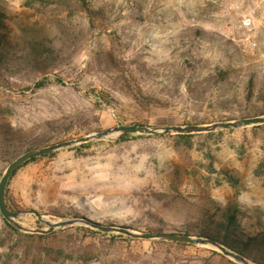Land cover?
I'll return each mask as SVG.
<instances>
[{"label": "rangeland", "instance_id": "1", "mask_svg": "<svg viewBox=\"0 0 264 264\" xmlns=\"http://www.w3.org/2000/svg\"><path fill=\"white\" fill-rule=\"evenodd\" d=\"M150 3L156 9L148 15ZM182 5L192 14L183 16L182 30L174 34L152 29L157 9L166 6L161 1L0 0L10 43L0 67V180L27 151L118 125H211L264 116L263 21L249 33L257 43L251 49L240 41L245 31L233 36L226 28L238 22L233 12L216 15L204 0ZM253 127L222 130L208 142L214 168L231 171L241 181L239 189L216 185L221 178L208 175L204 152L177 151L171 138L135 134L22 165L5 200L12 211L35 210L53 223L87 218L172 233L201 221L202 209L214 214L197 199L207 192L222 207L236 205L244 226L257 232L264 228V174H255L264 158V129ZM175 167L182 170V183L171 182ZM176 190L182 196L174 199ZM16 222L24 233L49 234L39 232L49 227L34 215ZM61 229L28 255L16 248L8 264H239L206 246ZM66 242L73 252L58 256L57 247Z\"/></svg>", "mask_w": 264, "mask_h": 264}, {"label": "trees", "instance_id": "2", "mask_svg": "<svg viewBox=\"0 0 264 264\" xmlns=\"http://www.w3.org/2000/svg\"><path fill=\"white\" fill-rule=\"evenodd\" d=\"M6 15L0 12V67L6 62L8 58V45L10 44L6 33L7 27L5 24ZM40 56V55H39ZM41 57L35 60L36 63L41 62ZM1 72V71H0ZM37 87L42 86V82L37 83ZM251 91L249 92L250 95ZM249 97V96H248ZM255 130L264 129V125L254 126ZM223 132L219 131L218 133H203V134H189V135H138L139 137H157V138H171L174 140V147L177 151H190V150H199L204 152L207 166L206 170L208 175L217 174L220 176L221 181H218L216 185H221L222 183H226L233 189L241 188V181L238 177L233 175L231 171L221 170L217 171L214 168V155L211 152V148L208 146L209 140H211L215 136L222 135ZM131 135L124 136L120 138L121 140H127L131 138ZM199 139V141L197 140ZM89 144H82L79 147L84 148ZM55 155V153L42 156L39 158L50 157ZM39 158L32 159L25 164L36 161ZM15 174V173H14ZM255 174L257 176H262L264 174V158L261 159L258 164L257 169L255 170ZM189 180L196 179L198 180V176L189 175ZM184 177L182 170L175 167L172 170L171 174V182H183ZM209 181V177L206 178ZM174 195V199L181 197V193L176 190ZM167 196V194H163ZM182 199V198H181ZM197 199L203 203L208 204L214 210V214H211L209 209L201 210V221L194 223L192 225H188L185 230L180 232H172V233H180L186 235L197 236L201 238H207L214 241L219 242L229 250L233 251L236 254H239L245 257L248 261L254 264H264V228L260 229L257 232L251 231L250 229L244 226L242 221L243 212L236 205L229 204L226 207H222L217 201L213 199V197L207 193L203 192L201 195L197 197ZM10 208L9 204L7 203ZM79 217V215H75ZM0 220L2 222V229L0 230V248H4L3 253L0 255L1 263L8 264L11 256V252L16 248L19 249L24 255H28L30 251L35 249V247H39L37 245L39 242L49 239L55 232L49 233L46 235L43 234H30L24 233L8 221H6L2 215L0 214ZM72 231H81L84 233H92L96 235L110 237V239L115 240L117 238H123L125 240H132L123 235L104 233L98 230L90 229L87 227H67L61 229L57 232L61 233H69ZM148 231L152 233H166L162 228L154 229L148 227ZM10 241L14 246L6 248V242ZM164 245H172L179 247H187L192 245L182 244V243H173V242H159ZM49 248H46V255H50ZM72 249L69 244L66 242L65 244L58 246L56 250V254L58 256L67 254L70 257L72 253ZM213 255L218 256L222 259L228 260L225 256L217 251H212ZM35 263L37 260L35 259ZM228 263L235 264L232 261L228 260Z\"/></svg>", "mask_w": 264, "mask_h": 264}, {"label": "water", "instance_id": "3", "mask_svg": "<svg viewBox=\"0 0 264 264\" xmlns=\"http://www.w3.org/2000/svg\"><path fill=\"white\" fill-rule=\"evenodd\" d=\"M264 125V116L243 118L232 122H219L211 125H185V126H145L140 124L132 125H118L111 129L99 131L88 136L79 137L67 141H62L45 147L33 149L25 152L16 158L9 164L4 175L0 180V214L10 224L18 228L19 230L26 231L24 227L19 225L16 220L24 217L25 215H34L39 221L46 224L49 229L39 231L41 233H51L54 229L65 228L73 225H85L92 229L104 232V233H116L133 239H140L146 241H159V242H173L182 243L192 246H206L211 247L223 256L239 263V264H254L248 261L245 257L234 253L217 241L194 237L191 235L180 234V233H152V232H138L128 229L123 226H112L104 225L87 218L80 219H65L59 222L53 223L48 221L44 216L40 215L35 210H23V211H12L7 206L5 200L6 187L13 176V174L28 161L39 158L42 156L50 155L58 151L87 144L92 141H105V140H116L127 135H189V134H203L213 133L222 130H235L248 128L253 126Z\"/></svg>", "mask_w": 264, "mask_h": 264}, {"label": "crops", "instance_id": "4", "mask_svg": "<svg viewBox=\"0 0 264 264\" xmlns=\"http://www.w3.org/2000/svg\"><path fill=\"white\" fill-rule=\"evenodd\" d=\"M149 1H161L166 3L165 8L157 9L158 23L152 29L156 30V28L163 30V32H171L174 34L180 33L182 30V21L183 16L191 15L192 12H189L183 8L182 1L183 0H149ZM173 1V3H169ZM201 0H191L192 5L194 6L198 4ZM211 6L209 10L213 11L216 15L220 12L229 13L230 7L233 4L234 0H204ZM240 8L244 11H247L251 8L250 4L240 5ZM156 7H151V3L147 9H145L144 13L151 15L153 11H155ZM233 12V11H232ZM153 26V25H152Z\"/></svg>", "mask_w": 264, "mask_h": 264}, {"label": "built area", "instance_id": "5", "mask_svg": "<svg viewBox=\"0 0 264 264\" xmlns=\"http://www.w3.org/2000/svg\"><path fill=\"white\" fill-rule=\"evenodd\" d=\"M250 4L251 8L244 11L240 8V5ZM233 13L238 16V22L236 25H227L230 35H235L238 31H245L243 38L240 40L245 46L255 49L257 43L252 39L249 34L255 30L259 21L264 23V0H234L230 7L229 13Z\"/></svg>", "mask_w": 264, "mask_h": 264}]
</instances>
